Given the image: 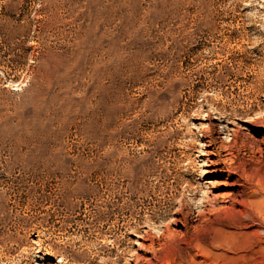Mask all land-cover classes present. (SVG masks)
I'll list each match as a JSON object with an SVG mask.
<instances>
[{"label":"rangeland","instance_id":"374dc122","mask_svg":"<svg viewBox=\"0 0 264 264\" xmlns=\"http://www.w3.org/2000/svg\"><path fill=\"white\" fill-rule=\"evenodd\" d=\"M263 190L264 0H0V264H264Z\"/></svg>","mask_w":264,"mask_h":264},{"label":"bare ground","instance_id":"6f19581e","mask_svg":"<svg viewBox=\"0 0 264 264\" xmlns=\"http://www.w3.org/2000/svg\"><path fill=\"white\" fill-rule=\"evenodd\" d=\"M232 134V138L234 139V137L237 136V131H234L231 133ZM206 137H208V139L206 140L205 142V146H211L212 147V150L211 151H201V154H209L210 152H214L215 151V154L217 155H221L222 151H226L225 154H230L231 153V150H230V146L228 145H223L222 143H218L217 144V141L215 139V137L212 135V134H208ZM219 160V159H218ZM230 169V168H229ZM227 169V170H229ZM214 171V170H213ZM215 171H218V169H215ZM233 171V170H232ZM231 171V172H232ZM230 172V170H229ZM230 172V173H231ZM234 172V171H233ZM235 173V172H234ZM229 174V173H228ZM249 181V180H248ZM236 184H238L239 182H237V180L235 181ZM261 183V182H260ZM240 185V183H239ZM243 185V184H242ZM257 191V190H256ZM264 191V190H263ZM241 191H238V194H240ZM257 193V192H256ZM254 194V193H253ZM236 196V195H235ZM238 196V195H237ZM241 199V198H240ZM237 199V198H233L232 201H230V206L232 205L234 208L235 205H239V209L236 208V210L238 209L239 210V213L241 215V218H240V222H243L246 221H254L256 216H262V214L264 213V199L263 198H257L255 201L247 199L245 200V198L243 199ZM254 199V198H253ZM214 200V199H213ZM211 198H209V196L207 197L206 195H202L200 196L199 198V201L197 203V212L196 214H193V212H190V211H187L185 210L184 214L183 212L181 213L182 214V218H178L177 217V214H179V212H174L172 215L169 216V219L168 221L170 222H177V221H182L183 225H184V228L186 229L187 225H188V222L191 220H194L196 221L197 223H199L202 219V217L205 215V213H213V212H216V211H220V209L226 207V206H223L221 204H219V206L215 203L216 201H213ZM248 200V201H247ZM217 206H215V204ZM182 205V204H181ZM227 208H225L226 210ZM229 209V208H228ZM237 210V211H238ZM180 211V210H179ZM223 211V210H222ZM181 217V216H180ZM205 217V216H204ZM207 218V217H206ZM258 220V219H257ZM226 221V220H225ZM259 222V221H258ZM196 223V224H197ZM201 223V222H200ZM208 223V222H207ZM209 224V223H208ZM222 226L225 225L224 223H221ZM202 225V224H201ZM207 225V224H206ZM237 225L239 226V224L237 223ZM158 226V225H157ZM195 226V225H194ZM193 226V228H194ZM219 226V225H218ZM237 226V227H238ZM198 227V226H197ZM211 228V226H209ZM217 227V226H216ZM162 228V229H161ZM202 228V227H201ZM209 228V230H210ZM161 229V231L159 232V230ZM197 229V228H196ZM216 229V228H215ZM219 230V229H218ZM157 231L159 232V235H166L167 236V232H168V223H163L162 224V227L158 226L157 227ZM227 231V230H226ZM195 232V231H194ZM198 233V232H197ZM173 233L169 232L168 233V237L169 236H172ZM183 234V233H182ZM192 234V233H191ZM143 236H147L148 237V232H144L142 234ZM209 235V234H208ZM227 235V234H226ZM157 236V235H156ZM163 236V237H164ZM203 236V235H202ZM155 237V236H154ZM149 238V237H148ZM170 238V237H169ZM236 244V243H235ZM255 244V243H254ZM149 245V244H148ZM189 245V244H188ZM192 245V244H191ZM190 245V246H191ZM222 245V244H221ZM262 248V247H261ZM236 249V248H235ZM255 250V249H254ZM257 253V252H256ZM195 254V253H194ZM223 254V253H222ZM152 255L155 256V251L152 250ZM208 256V255H207ZM259 256V255H258ZM211 260V259H210Z\"/></svg>","mask_w":264,"mask_h":264}]
</instances>
